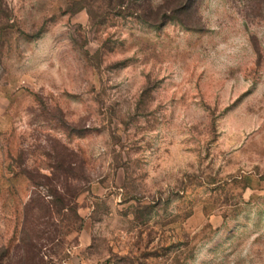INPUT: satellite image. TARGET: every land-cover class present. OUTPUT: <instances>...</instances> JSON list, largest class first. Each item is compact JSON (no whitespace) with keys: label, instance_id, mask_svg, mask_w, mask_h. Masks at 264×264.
<instances>
[{"label":"rangeland","instance_id":"rangeland-1","mask_svg":"<svg viewBox=\"0 0 264 264\" xmlns=\"http://www.w3.org/2000/svg\"><path fill=\"white\" fill-rule=\"evenodd\" d=\"M22 237L38 264H264V0H0L4 264Z\"/></svg>","mask_w":264,"mask_h":264},{"label":"trees","instance_id":"trees-1","mask_svg":"<svg viewBox=\"0 0 264 264\" xmlns=\"http://www.w3.org/2000/svg\"><path fill=\"white\" fill-rule=\"evenodd\" d=\"M58 167L64 168L65 170H63L64 172H68L70 169H72L73 167L71 166V164H65L64 161L62 160V162L58 163ZM51 194L53 195V198L55 199L54 201L56 202L55 205L57 206L58 210H60L61 208H65L67 207V198L66 196L62 195L60 192H58V190L56 189L55 191H51ZM46 212V211H45ZM36 246L37 244L34 243L30 238L29 240H25L24 237H22V252L20 253V258L18 259V263L17 264H35V263H39V261H33V259H35L36 256H38V250L36 251ZM0 264H4L3 263V259H1L0 257Z\"/></svg>","mask_w":264,"mask_h":264}]
</instances>
